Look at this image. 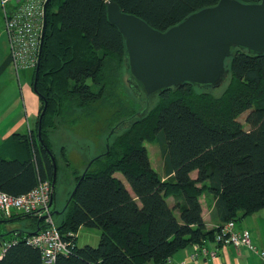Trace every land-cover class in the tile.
I'll list each match as a JSON object with an SVG mask.
<instances>
[{"label":"trees","instance_id":"obj_1","mask_svg":"<svg viewBox=\"0 0 264 264\" xmlns=\"http://www.w3.org/2000/svg\"><path fill=\"white\" fill-rule=\"evenodd\" d=\"M107 1L47 4L46 33L33 78L43 104L40 136L23 139L19 157L0 154V190L19 195L31 191L39 178L56 177L52 213L62 236L75 246L55 264H166L179 250L214 240L218 227L207 229L203 194L216 198L224 223H237L264 208V55L238 50L221 95L186 83L154 94L161 101L153 111L149 104L138 111L132 95H139L125 81V39L108 19ZM115 1L166 31L220 0ZM246 112L249 129L239 120ZM123 120L104 154L107 135ZM77 128L89 134L85 148L95 155L88 156L85 169L94 161L80 185L83 173L65 142L70 140L65 132H74L72 140L82 137ZM106 130L105 149L99 153L95 139ZM152 138L165 156L167 178L152 166L145 145ZM60 177L73 181L74 188L67 207L58 210ZM0 220L31 223L29 230H15L17 243L6 249L0 264H45L40 249L25 240L44 222L22 214H0ZM81 227L101 230L97 246L77 244Z\"/></svg>","mask_w":264,"mask_h":264},{"label":"water","instance_id":"obj_2","mask_svg":"<svg viewBox=\"0 0 264 264\" xmlns=\"http://www.w3.org/2000/svg\"><path fill=\"white\" fill-rule=\"evenodd\" d=\"M106 6L110 23L125 39L130 86L147 98L186 83L203 89L217 88L229 77V62L238 50L264 55V0H220L191 13L166 31L124 11L115 0H108ZM38 68L39 65L36 78ZM35 85L36 79L34 89ZM125 121L114 126L107 135L104 154L110 150L112 134ZM92 162L84 170L78 185ZM55 179L52 181L54 186ZM44 219L40 218L39 223ZM44 226L38 227L34 234Z\"/></svg>","mask_w":264,"mask_h":264},{"label":"built area","instance_id":"obj_3","mask_svg":"<svg viewBox=\"0 0 264 264\" xmlns=\"http://www.w3.org/2000/svg\"><path fill=\"white\" fill-rule=\"evenodd\" d=\"M49 1L0 0L11 59L19 78L22 71L34 70L39 65ZM54 188L51 180L39 178L38 184L27 193L13 195L0 190V213L3 217L10 218L14 214L32 215L39 219L45 217L42 221L45 226L40 231L25 236L27 244L40 249L45 264H55L60 255H70L75 246L72 241L62 236L54 219L51 205ZM69 234L72 235V233ZM16 239L6 241L4 245L1 244L0 258L8 247L17 243ZM214 242L218 246H246L264 260V249H260L253 243L249 230H238L235 221H228L219 226ZM191 247L193 259H197L200 255L213 258L217 256V250L210 249L205 243H193Z\"/></svg>","mask_w":264,"mask_h":264},{"label":"crops","instance_id":"obj_4","mask_svg":"<svg viewBox=\"0 0 264 264\" xmlns=\"http://www.w3.org/2000/svg\"><path fill=\"white\" fill-rule=\"evenodd\" d=\"M33 78L34 71L32 70L22 71L20 78L16 73L0 3V154L8 159L21 156L23 139L35 136L39 132L38 120L43 104L34 89ZM200 201L207 229L214 230L221 226L224 221L215 209L216 198L205 193L200 197ZM168 202L173 206L174 197H169ZM16 221L21 220L7 223ZM236 228L249 230L253 243L260 249H264V208L245 216L236 223ZM14 230H18V227ZM205 244L210 249L217 250L216 257L200 255L197 259H193L191 257L193 249L189 246L176 252L166 264H180L181 262L185 264H264L259 254L246 246H218L214 240H207Z\"/></svg>","mask_w":264,"mask_h":264},{"label":"rangeland","instance_id":"obj_5","mask_svg":"<svg viewBox=\"0 0 264 264\" xmlns=\"http://www.w3.org/2000/svg\"><path fill=\"white\" fill-rule=\"evenodd\" d=\"M55 8L56 7H54V10H55ZM45 33L46 32H44V37H45ZM43 41H44V39H43ZM42 47H43V44H42ZM41 53H42V51H41ZM32 71H34V70H32ZM130 78H131V75L129 73H128V75H125V81H126L127 86L130 85V82H129ZM228 79H226L219 87H217V88H206V90L211 91L212 93H214L216 95H221L227 86V80ZM95 88H96V86L93 85V89H95ZM132 91H133V89H132ZM134 92H135V94H138V93H136V91H134ZM138 95H139V97L137 95H132L134 101L137 104L138 111L145 108L146 104H149L148 111L149 112L153 111L157 107L158 103L161 101L160 96H158V95H153V96L151 95L149 98H147L145 95H144L145 97L143 95H142L143 96L142 97L140 94H138ZM247 114H248L247 112L242 114L239 117V120L244 124V127L246 129H249V125L246 123ZM107 130L104 132V134L102 135L101 138L99 137V138L95 139L96 142H100L98 152L99 151L102 152L105 149L104 139H105V136L107 134ZM72 133H74V132H65L66 135L70 136V140L69 141L66 140L65 142L69 145V154H70L71 160L74 162V164L76 166H78L80 173H83V171L85 170V167H86V162L88 161V156H95L93 154L94 151L92 149L88 150L87 148H85L86 142L90 141L91 138L88 136L89 134L85 133V131L80 129V128H77L75 133L84 137V138L77 136L76 138H74L75 140H72ZM145 145L148 148L152 166L155 168V170H157V172L162 177L167 178L166 172H165V156L161 153V149H160V146H159L157 140L155 138H152V140L146 141ZM119 175H121V174H119ZM193 175L195 176L196 172ZM60 178L61 179L59 180V184H58L57 191H56V197H57L56 208L58 210H61L64 208V206L66 205V203L70 197V193L74 188L73 187L74 186L73 181L69 180L67 177H60ZM1 221L2 220H0V222ZM30 224L31 223L29 221H23V220L16 221L13 223H7V222L0 223V251L2 250L1 244L4 245V243H6V241L11 240L13 238V236L16 234V232L14 230L16 227H18V230H20L21 228L29 230V229H31ZM77 237H78L77 238V244L79 246H84L86 244H91L93 246H97L99 241H100L101 230L99 228H93V227H82L78 231Z\"/></svg>","mask_w":264,"mask_h":264},{"label":"bare ground","instance_id":"obj_6","mask_svg":"<svg viewBox=\"0 0 264 264\" xmlns=\"http://www.w3.org/2000/svg\"><path fill=\"white\" fill-rule=\"evenodd\" d=\"M94 161V160H93ZM4 218V217H3Z\"/></svg>","mask_w":264,"mask_h":264}]
</instances>
